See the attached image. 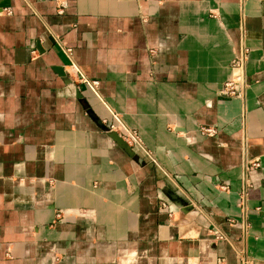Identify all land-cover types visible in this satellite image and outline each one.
<instances>
[{"label":"crops","instance_id":"obj_1","mask_svg":"<svg viewBox=\"0 0 264 264\" xmlns=\"http://www.w3.org/2000/svg\"><path fill=\"white\" fill-rule=\"evenodd\" d=\"M0 264H264V0H0Z\"/></svg>","mask_w":264,"mask_h":264},{"label":"built area","instance_id":"obj_2","mask_svg":"<svg viewBox=\"0 0 264 264\" xmlns=\"http://www.w3.org/2000/svg\"><path fill=\"white\" fill-rule=\"evenodd\" d=\"M62 8H60L61 12ZM6 14H11L10 10H6ZM60 50L64 54V56L68 60V70L66 73L68 75H74L78 81L82 84L87 85L94 93H97V88L99 86V82L96 80H88L83 75L80 74L78 68L74 64L72 60V50L68 47L59 44ZM247 58V50L244 47L236 54L233 62H232V75L229 80H227L222 88L219 90V95L224 97H240L242 96L244 89L246 87L245 83V74H244V66ZM112 117L115 120L114 124H107L106 121H103V124L106 126L108 132L117 133L120 138L130 147H139L144 151V148L141 144L138 134L129 128H127L120 120L117 114L112 112ZM122 129V132L121 130ZM199 133L202 136L212 137L216 134L214 128H200ZM259 166L258 162H253L252 167L257 168ZM160 212L168 213L170 216L172 215L169 212V209L166 204L161 203L159 206ZM221 238V237H219Z\"/></svg>","mask_w":264,"mask_h":264},{"label":"water","instance_id":"obj_3","mask_svg":"<svg viewBox=\"0 0 264 264\" xmlns=\"http://www.w3.org/2000/svg\"><path fill=\"white\" fill-rule=\"evenodd\" d=\"M57 74L60 77H65V73L62 68L57 69ZM96 124L101 127L105 132H107L108 136L120 147L122 148L127 154L132 156L134 153L131 150V148L119 137V135L115 132H108L107 128L102 125V123L99 120H96ZM176 205L179 209H184V204L182 202H176Z\"/></svg>","mask_w":264,"mask_h":264}]
</instances>
